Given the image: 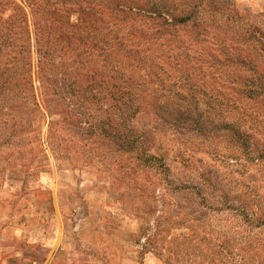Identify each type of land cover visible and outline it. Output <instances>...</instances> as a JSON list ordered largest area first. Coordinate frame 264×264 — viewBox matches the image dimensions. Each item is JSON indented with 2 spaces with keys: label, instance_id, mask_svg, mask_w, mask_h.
<instances>
[{
  "label": "rangeland",
  "instance_id": "rangeland-1",
  "mask_svg": "<svg viewBox=\"0 0 264 264\" xmlns=\"http://www.w3.org/2000/svg\"><path fill=\"white\" fill-rule=\"evenodd\" d=\"M74 1L168 16L198 6L208 26L192 19L149 43L160 59L130 126L162 157L151 167L115 139L90 136L89 119L108 115L87 108L85 72L69 54L68 81L41 80L32 7L28 30L22 20L8 26L13 12L1 3L0 228L82 221L75 235L103 264H264V0ZM91 67L116 84L113 65ZM71 83L81 89H63Z\"/></svg>",
  "mask_w": 264,
  "mask_h": 264
},
{
  "label": "trees",
  "instance_id": "trees-1",
  "mask_svg": "<svg viewBox=\"0 0 264 264\" xmlns=\"http://www.w3.org/2000/svg\"><path fill=\"white\" fill-rule=\"evenodd\" d=\"M0 1V4L3 3L13 12L6 22L7 25L11 26L12 20L16 22L22 20L28 30L26 5L32 7L37 29L38 68L41 80H47L54 75L57 84L60 80L68 81L72 67L66 66L65 62L69 54L74 58L73 64H77L78 69L85 72L77 76L84 81L83 89L85 93L87 92L84 98L89 103L86 104L87 108L91 112L94 104L98 103L95 109L98 107L103 110L105 107L108 115L105 122L101 120L98 124L97 121H93L94 117L92 120L89 119L87 131L90 136L115 139L120 143L119 148L122 152L135 154L146 166H158L162 157L150 155L147 147L148 138L139 135L130 126L132 119L139 115L147 102L148 78L153 76L152 70L157 67V61L160 59V56H156L149 47V43L157 45L165 35L174 37L168 30H172L173 27L179 28L192 19L198 20L199 27H207L208 24L204 23L205 18L195 16L198 6L194 7L191 14L168 16L159 11L146 12V9L140 6L118 5L106 8L100 4V10L94 2L77 3L74 0H53L56 3L44 0ZM75 14L78 15L73 21L71 17ZM150 26L163 31L148 34L146 31ZM51 37L53 47L47 46V40L49 41ZM110 40H113L112 45ZM167 48V40H162L161 49ZM113 53L115 62L111 61ZM99 60L107 66H114L118 74L116 84L110 85L104 74L92 69L91 66ZM135 73L137 78L133 77ZM78 88L81 89L77 83H71L70 87L65 86L63 89L68 92L70 89V92L76 93ZM64 100L67 98L64 97ZM92 141L93 139L89 142ZM85 147L89 150L91 146L86 144Z\"/></svg>",
  "mask_w": 264,
  "mask_h": 264
},
{
  "label": "crops",
  "instance_id": "crops-1",
  "mask_svg": "<svg viewBox=\"0 0 264 264\" xmlns=\"http://www.w3.org/2000/svg\"><path fill=\"white\" fill-rule=\"evenodd\" d=\"M0 264H103L104 254L84 248L78 239L83 222L62 218L27 224L21 219L1 221Z\"/></svg>",
  "mask_w": 264,
  "mask_h": 264
}]
</instances>
